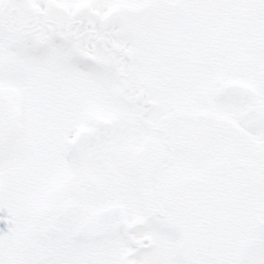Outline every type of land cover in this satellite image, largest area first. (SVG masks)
Instances as JSON below:
<instances>
[{"label":"snow or ice","instance_id":"obj_1","mask_svg":"<svg viewBox=\"0 0 264 264\" xmlns=\"http://www.w3.org/2000/svg\"><path fill=\"white\" fill-rule=\"evenodd\" d=\"M0 264H264V0H0Z\"/></svg>","mask_w":264,"mask_h":264}]
</instances>
